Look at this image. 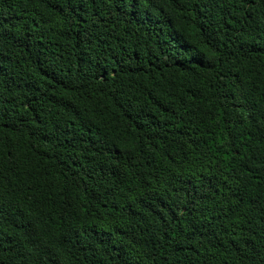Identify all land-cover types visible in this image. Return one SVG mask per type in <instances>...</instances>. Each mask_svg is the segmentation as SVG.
Returning <instances> with one entry per match:
<instances>
[{
    "label": "trees",
    "instance_id": "trees-1",
    "mask_svg": "<svg viewBox=\"0 0 264 264\" xmlns=\"http://www.w3.org/2000/svg\"><path fill=\"white\" fill-rule=\"evenodd\" d=\"M0 264H264V0H0Z\"/></svg>",
    "mask_w": 264,
    "mask_h": 264
}]
</instances>
